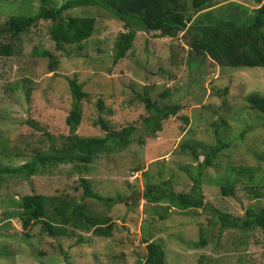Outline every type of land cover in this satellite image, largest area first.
<instances>
[{"label":"rangeland","instance_id":"1","mask_svg":"<svg viewBox=\"0 0 264 264\" xmlns=\"http://www.w3.org/2000/svg\"><path fill=\"white\" fill-rule=\"evenodd\" d=\"M67 1L74 0H44L47 7L54 8ZM219 1H236L250 9L255 6L251 0ZM40 6L41 0H0V31L9 18L33 16ZM64 15L95 19L93 34L81 44V49L57 47L47 32L49 21L40 20L14 41L11 57L0 56V134L10 136L12 141L21 140L20 147L24 148L21 157L6 158L0 154V165H21L36 150L47 151L50 145H60L68 133L64 119L71 105L65 77L72 75L88 94L81 101L82 121L75 134L104 136L97 124L101 116L112 129L126 125L138 128L137 137L119 153L98 156L86 174L74 173L70 165H61L28 179H4L0 188V249L2 243L8 248L0 251V264H141L145 254L143 238L147 239L150 232L151 237L161 240L165 264H264V229L246 233L227 229L218 235L217 220L205 209L194 217L167 211L166 219L160 220L157 208L149 207L140 196L145 183H157L159 179H171L177 192H188L192 181L181 169L192 165V160L175 149L185 141L214 146L217 132L220 140L230 144L220 158L229 159L234 165L243 161L258 169L254 183L250 187L244 182L237 184L231 197H223L219 185L202 186L204 201L240 218L248 207H264V127L258 125L246 103L250 95L264 96V68L232 69L219 66L208 57L199 60L190 50L185 32L169 38L141 31L136 32L126 57L113 66L114 42L126 32L123 23L97 6H79ZM8 42H12L9 35L0 33V45ZM35 49L51 52L59 68L49 72L48 60L34 56ZM189 58L197 63L191 71ZM164 91L170 94L166 98L161 96ZM135 92L146 93L159 105L181 106V111L162 122L156 138L139 131L144 105L136 99ZM131 99L135 100L130 103ZM97 100L103 101L101 111ZM184 130L187 131L183 134ZM139 137H144V145L138 143ZM141 161L144 170L148 168L147 173L132 172L133 165ZM159 171L163 175L158 178ZM208 172L215 175L220 169ZM79 176L89 179L101 196L122 198L111 208L91 199L83 201L95 215L111 216L114 231L109 239L75 231L61 240L49 236L40 223L22 229L17 216L2 211L5 196L20 199L28 194L69 195L79 200ZM200 227L206 244L194 249L187 243L199 240ZM79 238L83 240L77 242Z\"/></svg>","mask_w":264,"mask_h":264},{"label":"trees","instance_id":"2","mask_svg":"<svg viewBox=\"0 0 264 264\" xmlns=\"http://www.w3.org/2000/svg\"><path fill=\"white\" fill-rule=\"evenodd\" d=\"M251 1L255 6L250 9L236 1L219 0H74L67 1L58 8L47 7L44 0H41V6L35 15L11 17L5 22L0 33L9 35L12 42L0 45V56L11 57L14 41L40 20L49 21L47 32L50 40L57 47L75 46L76 49H81V44L93 34L95 19L70 17L64 14L70 9L89 5L107 11L125 27L126 32L120 33L114 42L111 60L113 66L126 57L132 48L136 32L141 31L154 32L161 37L169 38H175L185 32L184 34L189 38L190 50L199 60L208 57L219 66L232 69L264 68V0ZM33 55L48 60L49 72L59 68V63L51 52L35 49ZM191 60V58L187 60L190 71L197 67V63ZM197 62L200 65L201 61L197 60ZM65 80L71 96L70 110L64 119L68 128L67 135L62 138L63 141H60L58 147L50 145L47 151L36 150L31 159L21 165H0V188L4 179H28L36 174H46L61 165H70L74 173L86 174L89 166L98 156L103 153H119L137 137L138 128L126 125L112 129L101 116L97 119V124L101 125L104 136L80 137L75 134L82 121L81 101L88 94L75 75H72V78L65 77ZM135 94L136 99L144 105L139 129L141 135L149 134L150 137L156 138L155 134L162 130V122L181 111L180 104L159 105L146 93L135 92ZM169 95L168 91L161 94L162 98ZM134 100L131 99L129 102ZM246 100L248 107L256 115L255 121H259L258 125L264 127V96L253 94ZM97 105L99 111L104 109L103 101L97 100ZM106 113L110 114L111 110L107 109ZM184 121L188 122L186 118ZM27 124L33 125L29 121ZM185 131L187 130H184L183 134ZM47 137L50 141L53 140L50 135ZM239 140H241L240 135ZM20 141H12L10 136L3 137L0 134V154L6 158L23 156L24 148L20 147L22 145ZM234 141L235 139L232 142ZM138 143L144 145V137H139ZM198 148L203 151L199 152ZM228 148L230 144L220 140L217 132H215L214 146L207 147L201 142L196 144L182 142L175 152L192 160V165L181 169L192 181L190 190L177 192L173 188L171 179H159L157 183L150 180L145 183L140 195L141 199L149 207L157 208L160 220L166 219L167 211L194 217L199 210H208L217 220L218 235L227 229H235L243 233L255 228L264 229V207L258 209L248 207L244 217L240 218L204 201L205 196L201 187L206 184L219 185L221 195L231 197L237 184L244 182L242 183L244 186L250 187V184L254 183L258 166L250 167L243 161H238V165H234L229 159L223 160L224 158H220L221 152ZM217 168L220 172L215 175L208 172ZM131 170L147 173L148 168L144 170V163L141 161L134 164ZM157 175L159 178L163 172L159 171ZM79 185L82 188L79 200L70 198L69 195L61 197L28 194L20 199L5 196L2 201V211L7 212V215L17 216L22 229L27 230L31 225L40 223L43 231L49 236H58L61 240L70 237L75 231L91 233L105 239L111 238L114 231L111 216L95 215L83 201L91 199L111 208L115 203L121 202L122 198L101 196L93 190L90 180L84 177L79 176ZM118 195L116 192V196ZM151 234L152 232L147 234L149 235L147 239L143 238L145 254L141 264H165L161 240L151 237ZM198 234L199 240L188 242L187 245L194 249L204 248L206 239L202 227L198 229ZM82 240L79 238L77 242ZM1 247L0 251H5L8 245L2 243Z\"/></svg>","mask_w":264,"mask_h":264}]
</instances>
